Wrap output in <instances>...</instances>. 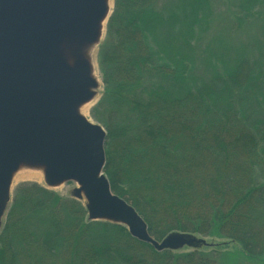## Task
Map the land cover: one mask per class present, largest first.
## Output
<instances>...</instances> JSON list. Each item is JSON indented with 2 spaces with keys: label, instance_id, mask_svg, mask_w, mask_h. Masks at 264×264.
Returning a JSON list of instances; mask_svg holds the SVG:
<instances>
[{
  "label": "trees",
  "instance_id": "trees-1",
  "mask_svg": "<svg viewBox=\"0 0 264 264\" xmlns=\"http://www.w3.org/2000/svg\"><path fill=\"white\" fill-rule=\"evenodd\" d=\"M239 4L231 30L261 14V0ZM210 12V0H114L91 109L112 191L155 239L181 231L210 245L158 252L120 224L88 220L82 201L25 181L0 229V264H264V21L234 56L219 38L198 58ZM203 61L207 72L195 74ZM226 243L240 252L221 255Z\"/></svg>",
  "mask_w": 264,
  "mask_h": 264
},
{
  "label": "water",
  "instance_id": "water-1",
  "mask_svg": "<svg viewBox=\"0 0 264 264\" xmlns=\"http://www.w3.org/2000/svg\"><path fill=\"white\" fill-rule=\"evenodd\" d=\"M0 0V229L20 170H37L49 189L73 183L91 221L124 226L156 251L210 245L170 231L155 239L104 173L106 131L81 107L100 87L93 53L114 0Z\"/></svg>",
  "mask_w": 264,
  "mask_h": 264
},
{
  "label": "rangeland",
  "instance_id": "rangeland-1",
  "mask_svg": "<svg viewBox=\"0 0 264 264\" xmlns=\"http://www.w3.org/2000/svg\"><path fill=\"white\" fill-rule=\"evenodd\" d=\"M211 1V12H210V20L206 27H203V31H201L196 43H194L195 49H196V55L199 56L198 58H202L201 51H204V49H211L215 46H217V39L221 38L222 42L229 46V55L232 57L236 53L235 49L239 48V45L244 43L246 44L249 39H253L256 36H259L261 33V27L262 22L264 21V0H261V6L256 8V12H261L259 15H252L250 17H247L242 22V25L240 27H236L234 29H230L232 24L234 25V12H239L240 15H242V9L239 4L240 0H210ZM105 37V36H104ZM97 53H98V47H96L94 53H93V59L95 62V74L98 77V80L100 82V87L98 89V94L96 98L89 104L88 109L82 114L89 119L91 122L98 123L91 114L92 107L97 103L98 99L100 98L102 91H103V83L100 76V72L98 69V62H97ZM207 65L206 62L203 61V63L197 64V73H201L203 71L207 72ZM100 124V123H98ZM101 125V124H100ZM102 126V125H101ZM23 172H28L30 170H22ZM259 175L260 180L264 181V167H261L257 173ZM25 181L30 182H36L38 184L44 185L42 176H40L39 179H18L15 180V177L13 178L12 187H11V193L12 197L15 191L16 186ZM45 186V185H44ZM74 187L73 183H68L61 185L57 188H54L53 190L59 193L60 195L66 197L70 196V191ZM11 203V202H10ZM6 216V215H5ZM5 216L3 218V221L5 219ZM199 236V235H198ZM206 238V241L209 243L210 238L203 236ZM224 247L218 246L217 249L220 250L221 255L224 254L227 250L229 251H236L237 253L240 252V249L237 245L232 243H226L223 245ZM216 248V247H215ZM192 250L191 248L183 247L180 250H176L179 252H186ZM212 250V247H208L205 252H210ZM221 257V256H220ZM219 257L218 263L220 264H230V261L227 259H222ZM241 258V257H240ZM236 260L239 259V256H236Z\"/></svg>",
  "mask_w": 264,
  "mask_h": 264
},
{
  "label": "bare ground",
  "instance_id": "bare-ground-1",
  "mask_svg": "<svg viewBox=\"0 0 264 264\" xmlns=\"http://www.w3.org/2000/svg\"><path fill=\"white\" fill-rule=\"evenodd\" d=\"M111 6H112V0L110 2ZM91 103V102H90ZM90 103H87L85 105H83L81 107V111L84 112L88 109V106ZM26 170V169H25ZM40 176H42L41 172L40 171H37V170H30L28 172H23L22 170L18 171L16 174H15V180H18V179H23V178H28V179H39Z\"/></svg>",
  "mask_w": 264,
  "mask_h": 264
}]
</instances>
